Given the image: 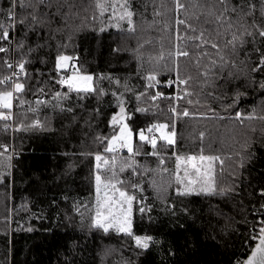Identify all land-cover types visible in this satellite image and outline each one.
Returning a JSON list of instances; mask_svg holds the SVG:
<instances>
[{
	"label": "trees",
	"instance_id": "16d2710c",
	"mask_svg": "<svg viewBox=\"0 0 264 264\" xmlns=\"http://www.w3.org/2000/svg\"><path fill=\"white\" fill-rule=\"evenodd\" d=\"M98 2L105 3L103 15ZM114 2L49 0L50 7L38 5L48 23L37 31L18 23L10 40L0 41L9 49L0 53V75L12 71L4 59L14 65L28 61V75L22 77L27 103L14 107L7 123L15 128L41 122L27 131H5L0 122V142L13 156L11 176L0 183V264H240L264 220V69L252 71L264 55V38L245 37L249 42L234 53L227 41L236 28L227 30L208 14L222 9L217 0H180L185 7L179 11L174 0H130L131 25L119 19L118 5L113 12ZM252 2L255 17L241 22L264 24L259 14L264 0ZM238 3L231 0L230 6ZM10 7L11 0H0V20ZM14 11L20 19L32 9L17 5ZM237 15L228 12L225 19L235 23ZM201 29L210 30L205 38L219 44V52L210 44L197 47L201 41L192 37ZM177 46L189 55L177 58ZM61 54L73 56L72 64L93 76L96 92H68L57 83L72 71L58 74ZM120 106L133 131V153L126 147L105 151L118 132L111 121ZM154 124H167L163 132L174 131L175 144L163 140L161 131L148 133ZM142 129L156 138L155 149L139 139ZM201 150L223 160L216 167L217 189L224 194L178 195L176 156ZM98 154L109 161L99 162L103 176H111L107 169L114 163L124 181L117 187L136 197L132 232L153 238L147 249L124 233L92 226Z\"/></svg>",
	"mask_w": 264,
	"mask_h": 264
},
{
	"label": "snow or ice",
	"instance_id": "6c2138e0",
	"mask_svg": "<svg viewBox=\"0 0 264 264\" xmlns=\"http://www.w3.org/2000/svg\"><path fill=\"white\" fill-rule=\"evenodd\" d=\"M176 9L179 11L185 7L180 0H174ZM219 5H222V9L217 14L212 9H209V15L214 16L215 20L221 24V26H226L227 30H231L234 27L236 31L232 32L231 39L227 41L229 45L232 46V50L235 53L239 47H243L244 44L249 41L245 37H250L252 40H255L256 35L260 38H264V24H257L253 20L250 26H246L241 21L248 17H255L257 13L256 4L252 0H240V3L231 5V0H217ZM19 5L21 8L32 9L26 16L17 19L14 8ZM38 5H44L50 7L51 4L49 0H11V7L7 13L6 20H0V41H9L10 40V29L15 28L16 24H25L26 28L29 31H37L40 27L48 23L47 15L38 14ZM120 10L119 19L124 20L127 18L128 23L132 24V17L134 12L131 9L130 0H115L111 4L113 12L115 13L118 9ZM97 7L100 9L101 15L106 11V6L104 2H98ZM245 8L248 10L245 11ZM232 12L237 13V20L235 23L229 22L225 19V13ZM159 15V12L156 13ZM259 14L264 18V3H261L259 9ZM199 20V17H196ZM178 24H183L192 32H197V28L192 24L188 23L186 20H177ZM249 27L254 29L250 31ZM129 31H135L134 27H130ZM205 33H210L209 29H201L199 35L192 37L194 40L201 41L197 47L203 45H209L213 49H217L219 52L220 46L216 42L205 38ZM219 35V33H217ZM182 37L177 36V39ZM23 42L17 45L18 48H23ZM9 49L3 46H0V53H6ZM31 51V49H29ZM206 54V53H205ZM176 57L188 56L187 51L180 50L177 46V51L175 53ZM162 58V57H161ZM0 59H3L0 57ZM221 61H225V57H220ZM74 60L73 56L70 55H58L56 58V69L67 71L69 67L72 68L70 75L60 76L57 80V83L65 86L68 89V92L75 91L76 93H92L96 92L97 89L93 83V76L82 74L81 69L72 64ZM27 60L21 59L15 63V65L7 59H4L3 64L8 69L12 71L7 74L0 75V122H4V130L7 131L12 129L14 131H27L30 128H39L41 127V122L35 120L33 123L25 125L23 122L19 126L13 128L12 125L7 122L13 119V109L17 106H24L27 101L23 98L22 94L25 92V81L22 80V77L28 75L26 70ZM215 63V61H213ZM234 66V65H233ZM177 73L179 65H176ZM264 69V55L261 56L259 64L256 65L252 71H259ZM148 80H155L154 75H149ZM173 83V81H169ZM178 83L187 84V80H179ZM152 86L151 84L149 85ZM261 87L264 88V84H261ZM38 91L43 92V88H39ZM160 94L157 93V96ZM56 96L59 97L60 93H56ZM155 98V97H154ZM190 102V101H189ZM37 104L44 103V101L37 100ZM28 111H36V109L31 106L28 107ZM143 111V109H140ZM120 117L117 119V116L112 117L111 123L113 125H119V132L117 135L108 139V143L105 147L107 152H115L117 146L126 147L129 153H133V146L131 143V137L133 135L131 128L127 123H124V113L125 109L123 106H120ZM173 113L176 112V109H171ZM184 116L189 115L185 110L183 112ZM239 118V116L237 117ZM251 118V117H249ZM264 119V117H261ZM169 126L167 124H154L147 129L148 133H152L153 129L161 131V138L165 140L169 145H174L175 132L165 133L164 129H167ZM139 139L150 143L153 149L156 148V138L154 136L149 137L145 135V130H140ZM203 137V134H201ZM0 183L5 182V177L11 176L10 169L13 167L11 161L13 159L12 155H6L9 152V145L0 142ZM247 148H245V151ZM96 161L98 162L96 167L98 169V174L95 175L96 182V201H95V215L93 217L92 226L101 229L104 233H108L110 229H114L118 233H124L128 236L133 237L135 244L138 248L147 249L151 243H153V238L151 236H135L132 232V205L133 201L136 199L135 196L128 194L125 190L117 187L118 184H123L124 181L117 177L116 172L113 170V167L107 169L111 172V176H103L102 165L99 162L107 165L109 163L101 155L95 156ZM217 162L220 165H223V160L220 156L217 155H204L203 150L199 155H177L176 156V173L175 181L177 185H180V188L177 189V194L181 196L191 195V194H203V195H222L224 190L217 189ZM163 163V161H161ZM243 158L241 160V167H243ZM125 168L120 167V171L123 172ZM182 171V175H181ZM101 186L104 189V195L101 196ZM118 193V196L116 195ZM261 195H264V192H261ZM264 207V205H262ZM139 211L143 212L145 209L141 208ZM261 225H264V220L260 221ZM253 239H258L259 243L255 245L251 254L244 261V264H264V226L259 228V236H253Z\"/></svg>",
	"mask_w": 264,
	"mask_h": 264
},
{
	"label": "rangeland",
	"instance_id": "374dc122",
	"mask_svg": "<svg viewBox=\"0 0 264 264\" xmlns=\"http://www.w3.org/2000/svg\"><path fill=\"white\" fill-rule=\"evenodd\" d=\"M82 74L91 75L90 73H84V72H82ZM120 115H121V114H120L119 112L116 113L117 119H119ZM129 127H130V126H129ZM131 130H132V129H131ZM118 132H119V129H118ZM118 132H117L115 135H117ZM132 133H133V131H132ZM133 141H134V139H133V135H132V137H131V143H132V145H133ZM117 147H119V146H117ZM119 148L121 149V148H123V147H119ZM101 188H103V186H101ZM103 195H104V190H103ZM116 195L118 196V193H117Z\"/></svg>",
	"mask_w": 264,
	"mask_h": 264
},
{
	"label": "water",
	"instance_id": "95a60500",
	"mask_svg": "<svg viewBox=\"0 0 264 264\" xmlns=\"http://www.w3.org/2000/svg\"><path fill=\"white\" fill-rule=\"evenodd\" d=\"M262 226H264V225H262ZM258 236H259V234H258ZM258 236H257V237H258ZM258 243H259V240L256 239L255 242H254V244L252 245L251 249L249 250V252H248L247 255L244 257V259L242 260V262H241L240 264H244V261L248 258V256L251 254V251L253 250V248L255 247V245L258 244Z\"/></svg>",
	"mask_w": 264,
	"mask_h": 264
}]
</instances>
